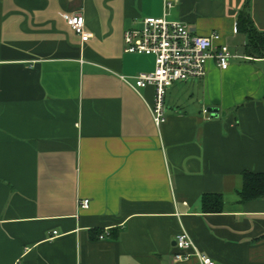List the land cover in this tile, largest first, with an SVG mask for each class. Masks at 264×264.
<instances>
[{
  "label": "crops",
  "instance_id": "1",
  "mask_svg": "<svg viewBox=\"0 0 264 264\" xmlns=\"http://www.w3.org/2000/svg\"><path fill=\"white\" fill-rule=\"evenodd\" d=\"M247 1L264 32V0L167 11L237 58L174 83L157 128L153 88L121 77L153 71L123 35L161 18L163 0H0V264H200L173 263L181 232L214 264H264V199L236 193L242 172L264 173V60L245 56L236 30ZM204 194L222 195L223 211L202 213Z\"/></svg>",
  "mask_w": 264,
  "mask_h": 264
},
{
  "label": "built area",
  "instance_id": "2",
  "mask_svg": "<svg viewBox=\"0 0 264 264\" xmlns=\"http://www.w3.org/2000/svg\"><path fill=\"white\" fill-rule=\"evenodd\" d=\"M177 1L163 0L165 13L161 18H146L139 27L127 29L123 35L125 54L152 57L154 60L152 72L140 73L132 78V82L126 77L121 79L137 93L140 89L149 86L153 88V104L150 112L157 128L166 120L164 98L167 90L174 83L205 78L207 64L210 61L221 70H226L229 61L237 58L226 46L216 44L219 41L217 33L213 32L205 37L198 36L185 24L167 20V11L173 8ZM65 21L82 42L89 39L82 16H66ZM88 205V201H82L79 207L86 209ZM104 237L105 234L99 236V239ZM174 244L177 253L173 257V263L187 260L193 255L198 258L200 264H214L196 250L185 232L175 237Z\"/></svg>",
  "mask_w": 264,
  "mask_h": 264
},
{
  "label": "trees",
  "instance_id": "3",
  "mask_svg": "<svg viewBox=\"0 0 264 264\" xmlns=\"http://www.w3.org/2000/svg\"><path fill=\"white\" fill-rule=\"evenodd\" d=\"M236 30L246 38L245 56L264 60V32H259L254 27L249 14L248 1L237 17ZM236 193L240 203L264 199V173L242 172L241 188ZM200 206L204 214L221 213L224 200L220 194H204L200 199Z\"/></svg>",
  "mask_w": 264,
  "mask_h": 264
},
{
  "label": "water",
  "instance_id": "4",
  "mask_svg": "<svg viewBox=\"0 0 264 264\" xmlns=\"http://www.w3.org/2000/svg\"><path fill=\"white\" fill-rule=\"evenodd\" d=\"M207 113H209L210 114V117L211 118H216L217 117V109H208L207 110Z\"/></svg>",
  "mask_w": 264,
  "mask_h": 264
}]
</instances>
